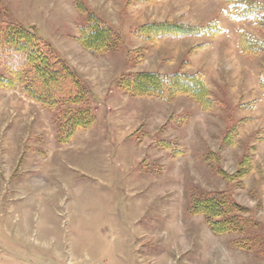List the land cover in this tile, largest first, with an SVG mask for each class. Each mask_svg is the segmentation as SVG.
I'll list each match as a JSON object with an SVG mask.
<instances>
[{"label":"rangeland","instance_id":"rangeland-1","mask_svg":"<svg viewBox=\"0 0 264 264\" xmlns=\"http://www.w3.org/2000/svg\"><path fill=\"white\" fill-rule=\"evenodd\" d=\"M87 13L116 35L103 59L77 41ZM228 13L224 0H0V25L33 30L84 71L83 106L94 116L61 144L59 108L0 83V264H264V53L242 55L236 44L238 31L264 40V30ZM213 22L214 37L136 34ZM143 72L199 74L214 109L120 89L124 74ZM8 77L0 65V80ZM213 191L243 208L251 226L213 233L190 210Z\"/></svg>","mask_w":264,"mask_h":264},{"label":"trees","instance_id":"trees-1","mask_svg":"<svg viewBox=\"0 0 264 264\" xmlns=\"http://www.w3.org/2000/svg\"><path fill=\"white\" fill-rule=\"evenodd\" d=\"M224 1L229 6L228 17L231 20L251 21L255 28L264 30V0ZM86 16L85 25L79 27L77 41L89 55L102 57L115 46L116 35L98 17L91 13ZM220 31L216 22L204 28L162 23L142 26L136 34L140 39L152 42L157 39L214 37ZM236 44L242 55L264 53V40H258L244 30L237 32ZM0 65L6 68L9 76L0 80L2 86L10 89L19 87L22 93L49 110L59 108L57 115L61 122L57 138L61 144L68 143L78 130H86L92 125L94 116L89 108L83 106L91 96L83 79L33 30L14 24L0 25ZM119 86L132 97H154L167 103L183 95L202 111L208 112L215 107L207 84L197 73H127L119 79ZM258 87L263 91L264 102V66L258 73ZM224 141L227 142L228 138ZM190 210L195 215L204 216L216 234L240 233L251 226V220L242 216L245 210L223 192L205 193L192 203Z\"/></svg>","mask_w":264,"mask_h":264},{"label":"crops","instance_id":"crops-1","mask_svg":"<svg viewBox=\"0 0 264 264\" xmlns=\"http://www.w3.org/2000/svg\"><path fill=\"white\" fill-rule=\"evenodd\" d=\"M82 50V49H81ZM83 51V50H82ZM86 55H89L88 53L86 54ZM91 56V55H90ZM93 59H103V58H95V57H93ZM66 62L68 63V65L75 71V72H77L80 76H81V78L83 79V81H85V82H87V80L85 79V77H84V74H83V70L82 69H80V68H78L74 63H72V62H70V61H67L66 60ZM95 92V93H94ZM92 93H94V95L98 98V97H101V94L100 93H98L97 91H93ZM128 148V147H127Z\"/></svg>","mask_w":264,"mask_h":264}]
</instances>
